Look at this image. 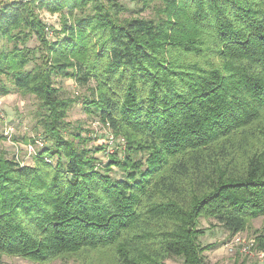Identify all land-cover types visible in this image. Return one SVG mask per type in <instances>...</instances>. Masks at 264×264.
Instances as JSON below:
<instances>
[{
  "label": "trees",
  "instance_id": "trees-1",
  "mask_svg": "<svg viewBox=\"0 0 264 264\" xmlns=\"http://www.w3.org/2000/svg\"><path fill=\"white\" fill-rule=\"evenodd\" d=\"M130 1L153 17L118 0L1 3L0 90L37 100L49 146L32 166L0 146V264H206L201 218L237 235L264 216V0ZM56 78L95 83L86 111L122 156L99 164L108 147L86 148Z\"/></svg>",
  "mask_w": 264,
  "mask_h": 264
},
{
  "label": "rangeland",
  "instance_id": "rangeland-1",
  "mask_svg": "<svg viewBox=\"0 0 264 264\" xmlns=\"http://www.w3.org/2000/svg\"><path fill=\"white\" fill-rule=\"evenodd\" d=\"M9 0H0L1 3ZM120 4L127 7L130 11L125 12V18L153 17L151 11L139 13L140 5L132 3L130 0H118ZM41 19L56 30H60L61 15L50 14L46 11L39 12ZM52 31V30H51ZM53 32V31H52ZM53 40V34L49 35ZM61 37V35H60ZM39 46L36 39L28 43L27 47L35 49ZM12 44L6 41H0V52L9 50ZM39 62V61H35ZM35 63L30 64L27 70H32ZM8 88H12V84L0 77ZM55 85L60 89L62 98L77 99L78 103L70 110L67 117V122L72 128H78L82 131V136L89 139L86 148L95 150L97 147L105 144L107 130L103 126H96L98 115L87 113V106L84 98L92 99L95 83L90 82L89 85L80 86L71 78H56ZM37 100L32 96L23 97L17 93L3 95L0 90V137L3 139L0 142L2 150L8 158L17 160L22 165H34L36 153L49 146L44 140L43 131L40 129L37 119ZM34 148L35 153H31ZM116 152L122 156L123 147ZM101 166L109 162V157L106 152H101L96 155ZM113 176L120 178L121 174L117 169L113 168ZM199 229L206 233L199 239L202 247L210 246L211 248L203 253L206 264H264V253L256 248V237L261 230L264 229V216L254 220L246 231L237 235L230 234L221 225L214 220H205L201 218L198 224ZM168 264H185L181 258H171L167 261ZM1 264H37L27 261L23 258L3 256ZM50 264H68L64 261H55ZM74 264V262H69Z\"/></svg>",
  "mask_w": 264,
  "mask_h": 264
},
{
  "label": "built area",
  "instance_id": "built-area-1",
  "mask_svg": "<svg viewBox=\"0 0 264 264\" xmlns=\"http://www.w3.org/2000/svg\"><path fill=\"white\" fill-rule=\"evenodd\" d=\"M20 1H23V2H29V1H32V0H20ZM96 126H103L106 128L107 130V136L105 137V143L108 147V150H107V155L109 154H113L114 152H116L117 150H120L119 148L120 147H125L126 145V140L122 137H116L114 135V133H112L110 131V125L107 123V124H104L102 123L100 120H98L96 123H95ZM31 149V153L34 152L35 153V150L34 148H30Z\"/></svg>",
  "mask_w": 264,
  "mask_h": 264
}]
</instances>
